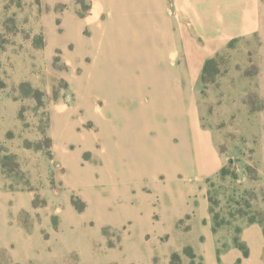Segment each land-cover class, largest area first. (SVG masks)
Here are the masks:
<instances>
[{
	"label": "rangeland",
	"instance_id": "1",
	"mask_svg": "<svg viewBox=\"0 0 264 264\" xmlns=\"http://www.w3.org/2000/svg\"><path fill=\"white\" fill-rule=\"evenodd\" d=\"M254 223L264 0H0V264H264Z\"/></svg>",
	"mask_w": 264,
	"mask_h": 264
},
{
	"label": "crops",
	"instance_id": "2",
	"mask_svg": "<svg viewBox=\"0 0 264 264\" xmlns=\"http://www.w3.org/2000/svg\"><path fill=\"white\" fill-rule=\"evenodd\" d=\"M172 55L174 56L173 53H172ZM261 232H262V229L258 224H255V223L251 224L250 226H248L244 229V233H243L244 240L247 242V239L249 237H252V236H255L256 239L258 238V240H259V235H260V240H261V238H262L261 235L263 233V232L262 233ZM262 236H263V241L262 242L258 241V242H259V244L263 243V246H264V234ZM260 247H261V245H260ZM244 258H246V257H244ZM261 264H263V262Z\"/></svg>",
	"mask_w": 264,
	"mask_h": 264
},
{
	"label": "trees",
	"instance_id": "3",
	"mask_svg": "<svg viewBox=\"0 0 264 264\" xmlns=\"http://www.w3.org/2000/svg\"><path fill=\"white\" fill-rule=\"evenodd\" d=\"M222 172H224V169H222ZM249 221H250L251 223L255 222L253 219H250ZM218 227H219L218 224H214V225L212 226L213 231L217 230ZM234 246L240 248V249L242 250L244 256L247 255L246 247H244L242 244L240 245V244L234 243ZM218 261H219V252H218Z\"/></svg>",
	"mask_w": 264,
	"mask_h": 264
},
{
	"label": "bare ground",
	"instance_id": "4",
	"mask_svg": "<svg viewBox=\"0 0 264 264\" xmlns=\"http://www.w3.org/2000/svg\"><path fill=\"white\" fill-rule=\"evenodd\" d=\"M99 13H100V9H99V11H98V10L95 11L94 16H95V17L98 16Z\"/></svg>",
	"mask_w": 264,
	"mask_h": 264
}]
</instances>
